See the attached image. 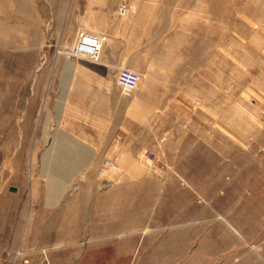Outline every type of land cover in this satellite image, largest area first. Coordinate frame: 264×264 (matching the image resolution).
Wrapping results in <instances>:
<instances>
[{
    "label": "rangeland",
    "instance_id": "obj_1",
    "mask_svg": "<svg viewBox=\"0 0 264 264\" xmlns=\"http://www.w3.org/2000/svg\"><path fill=\"white\" fill-rule=\"evenodd\" d=\"M111 1L126 48L116 81L122 67L139 74L119 87L144 141L131 158L69 175L52 143L62 89L79 73L67 59L97 60L106 35L78 25V0H0V264L28 259L16 257L21 238L59 222L48 203L84 184L177 202L167 216L188 223L198 264H264V0ZM80 30L104 36L96 59L73 52ZM106 158L118 168L100 174Z\"/></svg>",
    "mask_w": 264,
    "mask_h": 264
},
{
    "label": "crops",
    "instance_id": "obj_2",
    "mask_svg": "<svg viewBox=\"0 0 264 264\" xmlns=\"http://www.w3.org/2000/svg\"><path fill=\"white\" fill-rule=\"evenodd\" d=\"M113 6L111 0L77 3L78 25L95 28L106 39L97 60L67 59L79 73L76 87L67 80L62 89L58 114L64 129L52 141L58 145L54 159L70 168L64 174L91 175L104 157L131 158L134 145L144 141L134 133L132 100L116 81L126 48L116 45L123 37ZM73 192L48 203L62 209L59 222L47 221L35 236L21 238L20 259L27 256L26 264H198L191 259L195 236L183 228L188 223L167 216L166 207L177 202L134 199L133 184H84Z\"/></svg>",
    "mask_w": 264,
    "mask_h": 264
},
{
    "label": "built area",
    "instance_id": "obj_3",
    "mask_svg": "<svg viewBox=\"0 0 264 264\" xmlns=\"http://www.w3.org/2000/svg\"><path fill=\"white\" fill-rule=\"evenodd\" d=\"M92 40L93 43H90ZM104 41V36L98 32H89L86 30H80L77 32V36L72 47L73 52L76 55H86L93 58H97L100 52L102 43ZM139 80V74L137 71L130 69L128 67H122L117 72V82L118 85L124 90L129 91L136 87ZM118 168V164L112 159L106 158L103 160L99 168V173L104 174L108 171H112ZM21 253L16 252V257H20ZM28 259L24 258L22 263L26 264Z\"/></svg>",
    "mask_w": 264,
    "mask_h": 264
},
{
    "label": "bare ground",
    "instance_id": "obj_4",
    "mask_svg": "<svg viewBox=\"0 0 264 264\" xmlns=\"http://www.w3.org/2000/svg\"><path fill=\"white\" fill-rule=\"evenodd\" d=\"M90 41V43H93V41L92 40H89Z\"/></svg>",
    "mask_w": 264,
    "mask_h": 264
}]
</instances>
